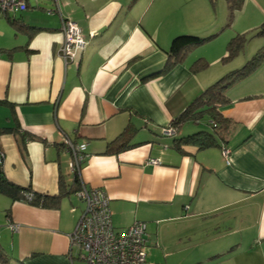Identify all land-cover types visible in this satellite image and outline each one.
Masks as SVG:
<instances>
[{"label": "crops", "instance_id": "crops-1", "mask_svg": "<svg viewBox=\"0 0 264 264\" xmlns=\"http://www.w3.org/2000/svg\"><path fill=\"white\" fill-rule=\"evenodd\" d=\"M25 2L24 10L0 13V127L11 128L0 133L1 168L13 183L62 194L56 205L44 206L0 192L6 260L73 264L69 235L83 209L70 198L76 175L79 183L104 190L116 228L143 221L146 241L173 233L192 239V264H264V60L244 74L232 72L249 60L245 55L240 65L194 74L190 65L199 57L219 62L227 44L221 40L206 53L189 50L182 62L164 67L181 27L161 22L177 0ZM9 16L17 18L15 25ZM241 17L246 25L240 29ZM65 19L75 21L86 40L67 62L59 51ZM261 22L264 0H242L225 39L253 33ZM253 45L256 52L264 40ZM225 75L218 109L229 121L227 159L218 145L181 143V152L174 137L194 129L182 124L171 135L157 129ZM124 129L122 146L107 149ZM64 138L86 144L77 172ZM149 242L157 248L149 258L152 250L169 247Z\"/></svg>", "mask_w": 264, "mask_h": 264}, {"label": "built area", "instance_id": "built-area-1", "mask_svg": "<svg viewBox=\"0 0 264 264\" xmlns=\"http://www.w3.org/2000/svg\"><path fill=\"white\" fill-rule=\"evenodd\" d=\"M25 8V0H0V13L3 15ZM61 30L63 40L59 51L67 62L73 60L76 53L84 48L86 40L73 20H63ZM162 132L171 135L174 129L164 127ZM63 142L71 153V171L77 172L86 156L84 153L86 144L74 143L68 138H64ZM220 148L221 154L227 159L229 150L226 143L224 142ZM2 158L3 153L0 151V163ZM149 162L157 164L159 161L151 158ZM74 194L84 202V207L73 232L69 235V255L71 249L75 247L78 250V259L83 264H147L145 222L135 221L126 228H116L111 219L109 198L103 189L79 183ZM10 228L15 230L17 225L12 224Z\"/></svg>", "mask_w": 264, "mask_h": 264}, {"label": "trees", "instance_id": "trees-1", "mask_svg": "<svg viewBox=\"0 0 264 264\" xmlns=\"http://www.w3.org/2000/svg\"><path fill=\"white\" fill-rule=\"evenodd\" d=\"M213 1V0H211ZM242 0H227L228 14L226 26H230L235 10L240 7ZM10 23L15 25L17 18L9 16ZM254 34L264 36V22H261L255 29ZM206 38L199 37L191 34H179L172 37L170 41L169 49L166 51V59L164 67L170 68L176 63L183 61L186 53L193 47L201 44ZM247 40L246 33L234 34L226 44V54L224 58H231L237 55V53L243 48L245 41ZM262 60H264V46L260 47L251 58L240 68L233 71V75L244 74L249 68L257 66ZM207 60L202 57L197 58L190 68L193 72L204 69L207 66ZM227 75L218 78L214 83L206 87L201 93H199L185 108L176 115L168 124L167 127H171L175 131L185 122H199L201 119L206 118L205 123L210 129L202 128L193 132L184 134L179 137H174L172 141L173 145L183 152L181 143H191L197 145L199 148L218 145L219 147L224 144L228 137L229 121L224 117L218 109V104L223 100V88L225 87V81ZM5 102V100H0ZM17 126L13 129H17ZM11 128L0 127V133L6 132ZM126 129L123 130L117 137L108 142L107 149H111L113 146H122ZM173 133V134H174ZM29 138H35L36 136L29 134ZM119 148V147H118ZM107 150V151H109ZM111 151V150H110ZM109 151V152H110ZM73 185H77L75 189H70L74 192L79 187L78 177L74 176ZM60 186L62 183L60 181ZM0 192L7 195L11 201L24 200L33 204H39L44 206L56 205V202L62 192L49 195L34 191L30 186H21L19 184L9 181L1 168L0 163ZM5 254L0 251V261L5 264ZM16 264H25L22 260L16 262Z\"/></svg>", "mask_w": 264, "mask_h": 264}, {"label": "rangeland", "instance_id": "rangeland-1", "mask_svg": "<svg viewBox=\"0 0 264 264\" xmlns=\"http://www.w3.org/2000/svg\"><path fill=\"white\" fill-rule=\"evenodd\" d=\"M177 3L178 6H175L173 10H169L168 12L164 13V18L161 23L166 26H171L173 24V26L181 27V30H179L176 35L191 34L206 38L201 44L193 46L190 49V52H197L198 55H201L202 53H206L208 48L209 50L213 49L212 46L215 42H219L221 40V42H228V40L225 39V35H227L231 30H233V28H235V23H232L231 26H226V0H177ZM245 23L246 22L243 21L242 18V21L239 19L237 24L241 29L242 27H245ZM246 35L247 40L245 41V46L243 50L240 51L239 55H235L231 58H224L223 56L226 53L225 52L222 56L219 57V62L217 64L213 63L212 60L206 59L208 63L207 66L204 69L195 71L194 74H201L199 76L210 74L215 68L231 65L233 63L235 64L236 62H238V65H240L243 62H239V60H241L240 58H242L243 55H245L243 58L250 59L251 55L255 53V50H253V44L255 42H259L260 40H264V37H259L250 32ZM191 82L192 81L186 82L185 87L189 86ZM204 120H206V118H204L200 122L187 121L186 123H183L184 129L186 130L187 128H190L197 130L206 128L208 127V125ZM163 128L164 126H159V129L157 130L159 132H162ZM158 137L162 136L160 135ZM70 198L76 199L75 204L78 206V208L80 207L82 209V207H84V202L80 201L76 195H73V193H71ZM147 232L148 231L146 229V236L148 234ZM151 238H153V240H162L165 243H169V247L166 249V252H163V250L161 249L158 251L152 250V253L154 254L150 255L149 258L150 249L153 248L157 250L155 246L152 247L153 242H149ZM192 243V239H188L185 236H181L177 233H173L170 236L165 234L161 237V239L159 238V236L157 239V236L155 234H152L146 241L145 248L147 264H192L195 256ZM167 254L169 255L167 256ZM68 256L70 257L69 260L72 259L73 264H83V262L78 259V250L75 247L71 249V255L68 254ZM71 256H73V258ZM4 263L16 264V262H9V260H6Z\"/></svg>", "mask_w": 264, "mask_h": 264}]
</instances>
